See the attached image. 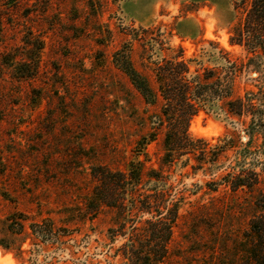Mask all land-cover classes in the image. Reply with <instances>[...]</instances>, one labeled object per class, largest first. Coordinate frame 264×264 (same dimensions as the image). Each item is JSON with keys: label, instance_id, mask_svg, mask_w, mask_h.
<instances>
[{"label": "rangeland", "instance_id": "obj_1", "mask_svg": "<svg viewBox=\"0 0 264 264\" xmlns=\"http://www.w3.org/2000/svg\"><path fill=\"white\" fill-rule=\"evenodd\" d=\"M233 2L0 0V264H130L123 245L147 217L124 219L118 208L105 206L94 212L88 203L97 185L92 169L125 170L136 159L137 141L150 130L142 119L159 107L144 104L114 54L126 51L143 71L142 42L136 39L161 36L165 47L182 48L186 58L201 61L191 65L192 72L223 66L220 48L247 61L252 56L229 41L238 16ZM36 41L44 48L36 76L26 79L21 63L35 57ZM170 54L156 47L152 59ZM259 60L260 72L245 71L236 84L241 96L257 94L264 109V57ZM192 122L191 135L211 147L236 137L237 148L208 165L207 173L183 168L187 157L174 167L173 194L186 200L170 255L159 264H244L242 243L258 212L255 195L223 186L213 191L216 186L206 183L243 161L247 146L246 162L257 163L264 186L263 140L249 142L238 119L219 105ZM162 141L159 133L147 147L155 167ZM20 214L23 220H8ZM17 223L22 234L8 227Z\"/></svg>", "mask_w": 264, "mask_h": 264}, {"label": "trees", "instance_id": "obj_2", "mask_svg": "<svg viewBox=\"0 0 264 264\" xmlns=\"http://www.w3.org/2000/svg\"><path fill=\"white\" fill-rule=\"evenodd\" d=\"M233 7L238 16L237 22L229 28V41L232 46L238 45L252 56L247 57V61L220 48L223 66L200 67L192 72L191 65L201 64V61L186 58L182 48L165 47L161 36L136 39L142 42L143 71L136 68L126 51L114 54V63L128 75L144 104L159 107L157 114L142 119V124L150 126V130L137 141L136 159L129 161L125 170L102 166L92 169L97 185L88 203L97 208L94 212L105 206L118 208L124 219L147 217L140 220L143 227L136 228L135 235L123 245L124 256L130 264H159L170 255L173 227L186 200L184 195L175 197L174 186L169 182L177 163L187 157L183 168L190 166L193 174L199 171L207 173L211 169L208 165L216 164L222 155L237 148L236 137H224L218 145L211 147L206 139L191 135V122L201 111L219 105L230 118L238 119L249 142L260 136L264 147L261 100L252 91L245 96L239 95L236 84L245 71L258 73L262 68L259 58L264 57V0H234ZM144 32L152 33L150 30ZM33 47L35 57L21 63L26 79L36 76L38 59L44 48L41 41H36ZM156 47L171 54L160 61H153ZM159 133L163 134V155L155 167L147 147L157 140ZM245 147L243 161L206 185L216 186L213 191L223 186L233 193L246 190L255 195L258 212L249 223L241 253L244 264H264V186L262 174L255 169L257 163L246 162L250 152ZM141 156H144L143 160ZM191 160L195 164H190ZM23 218L24 215L20 214L8 220L14 223ZM17 226L11 224L8 227L12 233L22 234L24 227L20 223Z\"/></svg>", "mask_w": 264, "mask_h": 264}, {"label": "bare ground", "instance_id": "obj_3", "mask_svg": "<svg viewBox=\"0 0 264 264\" xmlns=\"http://www.w3.org/2000/svg\"><path fill=\"white\" fill-rule=\"evenodd\" d=\"M192 123H193V122H192ZM192 129L195 130V131L197 130V126H196L195 123L192 124Z\"/></svg>", "mask_w": 264, "mask_h": 264}]
</instances>
